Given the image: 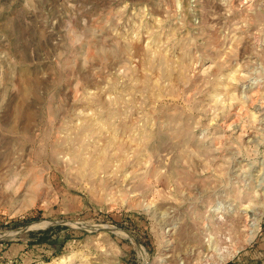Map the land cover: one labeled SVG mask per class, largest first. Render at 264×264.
<instances>
[{
  "label": "rangeland",
  "instance_id": "rangeland-1",
  "mask_svg": "<svg viewBox=\"0 0 264 264\" xmlns=\"http://www.w3.org/2000/svg\"><path fill=\"white\" fill-rule=\"evenodd\" d=\"M263 126L264 0H0V264H264Z\"/></svg>",
  "mask_w": 264,
  "mask_h": 264
},
{
  "label": "bare ground",
  "instance_id": "bare-ground-1",
  "mask_svg": "<svg viewBox=\"0 0 264 264\" xmlns=\"http://www.w3.org/2000/svg\"><path fill=\"white\" fill-rule=\"evenodd\" d=\"M263 109V108H262ZM264 127V126H263ZM256 225V222H253Z\"/></svg>",
  "mask_w": 264,
  "mask_h": 264
}]
</instances>
